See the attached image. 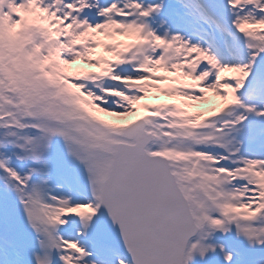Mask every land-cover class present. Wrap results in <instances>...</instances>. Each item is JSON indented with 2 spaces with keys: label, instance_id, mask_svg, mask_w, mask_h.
I'll return each mask as SVG.
<instances>
[{
  "label": "snow or ice",
  "instance_id": "6c2138e0",
  "mask_svg": "<svg viewBox=\"0 0 264 264\" xmlns=\"http://www.w3.org/2000/svg\"><path fill=\"white\" fill-rule=\"evenodd\" d=\"M0 264H264V0H0Z\"/></svg>",
  "mask_w": 264,
  "mask_h": 264
},
{
  "label": "rangeland",
  "instance_id": "374dc122",
  "mask_svg": "<svg viewBox=\"0 0 264 264\" xmlns=\"http://www.w3.org/2000/svg\"><path fill=\"white\" fill-rule=\"evenodd\" d=\"M83 67H88L87 65H81ZM75 67V66H74ZM159 94H162V95H165L163 93H160V92H152L149 94V97L147 98V101L145 102H148V103H153L155 100L154 99H150L151 97H153V95H159ZM211 95V94H210ZM167 96V95H166ZM212 106V103H207V104H201V107L202 108H208V107H211ZM102 116V118H105V119H109V120H112L113 118L112 117H108L106 114H100Z\"/></svg>",
  "mask_w": 264,
  "mask_h": 264
},
{
  "label": "trees",
  "instance_id": "16d2710c",
  "mask_svg": "<svg viewBox=\"0 0 264 264\" xmlns=\"http://www.w3.org/2000/svg\"><path fill=\"white\" fill-rule=\"evenodd\" d=\"M155 101H156L155 103H159V102H170V101H172V100H168L167 97H165V96H160V95H159V97L156 98Z\"/></svg>",
  "mask_w": 264,
  "mask_h": 264
}]
</instances>
